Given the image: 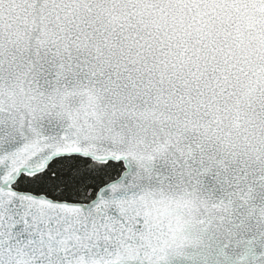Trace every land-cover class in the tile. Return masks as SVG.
<instances>
[{
  "label": "snow or ice",
  "instance_id": "1",
  "mask_svg": "<svg viewBox=\"0 0 264 264\" xmlns=\"http://www.w3.org/2000/svg\"><path fill=\"white\" fill-rule=\"evenodd\" d=\"M0 264H264V0H0Z\"/></svg>",
  "mask_w": 264,
  "mask_h": 264
}]
</instances>
